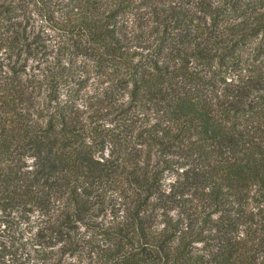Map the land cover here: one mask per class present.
<instances>
[{
    "label": "trees",
    "instance_id": "16d2710c",
    "mask_svg": "<svg viewBox=\"0 0 264 264\" xmlns=\"http://www.w3.org/2000/svg\"><path fill=\"white\" fill-rule=\"evenodd\" d=\"M0 264H264V0H0Z\"/></svg>",
    "mask_w": 264,
    "mask_h": 264
},
{
    "label": "rangeland",
    "instance_id": "374dc122",
    "mask_svg": "<svg viewBox=\"0 0 264 264\" xmlns=\"http://www.w3.org/2000/svg\"><path fill=\"white\" fill-rule=\"evenodd\" d=\"M82 88V95H90V96H95V95H99L101 89H102V85L100 84L99 79L97 78V75L95 74V72L93 71V73L90 75L89 79H87L86 83H84ZM12 220V219H11ZM21 226H23V223H21V221L14 216V220L12 221L10 227L7 229L6 234L9 236V238H18V232L21 228ZM34 248L31 245H28L26 248H22L17 252V257L15 260L18 261H24L27 257V254L31 253V255L35 254L34 253ZM29 257H31L29 255Z\"/></svg>",
    "mask_w": 264,
    "mask_h": 264
}]
</instances>
